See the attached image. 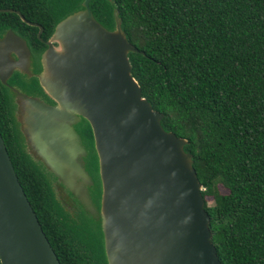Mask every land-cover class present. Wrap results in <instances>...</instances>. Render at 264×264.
Masks as SVG:
<instances>
[{
  "label": "water",
  "instance_id": "1",
  "mask_svg": "<svg viewBox=\"0 0 264 264\" xmlns=\"http://www.w3.org/2000/svg\"><path fill=\"white\" fill-rule=\"evenodd\" d=\"M89 1L55 22L38 70L25 38L10 27L0 35V81L18 70L40 88L6 84L20 150L62 212L99 234L106 264H221L187 139L164 129L162 113L142 95L128 57L137 48L118 9L106 27ZM83 121L89 144L78 131ZM0 263L61 264L1 133Z\"/></svg>",
  "mask_w": 264,
  "mask_h": 264
},
{
  "label": "trees",
  "instance_id": "2",
  "mask_svg": "<svg viewBox=\"0 0 264 264\" xmlns=\"http://www.w3.org/2000/svg\"><path fill=\"white\" fill-rule=\"evenodd\" d=\"M80 2L0 0V30L35 28L17 10L47 34ZM89 6L106 27L118 9L137 48L128 57L142 95L162 113L164 129L187 139L220 263L264 264V0H90ZM10 120L0 88L1 136L60 263L106 264L101 237L85 219L62 212L20 150Z\"/></svg>",
  "mask_w": 264,
  "mask_h": 264
},
{
  "label": "flooded vegetation",
  "instance_id": "3",
  "mask_svg": "<svg viewBox=\"0 0 264 264\" xmlns=\"http://www.w3.org/2000/svg\"><path fill=\"white\" fill-rule=\"evenodd\" d=\"M20 18L22 19L21 16H20ZM22 20L25 23H27L28 25L35 27L34 29H30V28L25 29L22 32H20L18 30H15V31L18 32V34L20 36H22L23 38H25L27 40V42L30 46V50H31L32 55H33V60H34V62H32L33 65L31 67L38 70V68L40 67V63L38 62L39 53L47 46L46 40L50 36L55 23L50 27V29H49L50 31L47 34H45L43 32L44 27L40 22L28 20L26 18H24ZM2 31L3 30H0V35H2ZM26 75H28V74L22 73L21 71H18V70H12L9 73V75L6 77V84H10V85L16 84V85H19L20 87L26 89L28 92H33V93H35V90H40V88L37 85V80H36L35 76H33V75L26 76ZM6 84H4L0 81V88L6 97V108L8 109V113H10L9 93H8L7 88H6ZM42 96L46 99V101L51 102L50 98L46 97L45 95H42ZM10 119H11L10 122L12 123L11 115H10ZM78 131L80 132L81 136L84 137L86 144H89V142L91 143V133H90V129H89L86 121H83L81 125H78ZM22 153H23L24 157H28L24 152H22ZM90 158H91V164L93 165L94 168H96L95 163L93 162L94 155H92ZM36 170L44 178L45 183L47 184V186H48V188L52 194V191L50 189V186H49L46 178L43 176V174L37 168H36ZM75 221L79 222V217Z\"/></svg>",
  "mask_w": 264,
  "mask_h": 264
},
{
  "label": "rangeland",
  "instance_id": "4",
  "mask_svg": "<svg viewBox=\"0 0 264 264\" xmlns=\"http://www.w3.org/2000/svg\"><path fill=\"white\" fill-rule=\"evenodd\" d=\"M222 191H225V189L223 187H220ZM207 201H210V197H206Z\"/></svg>",
  "mask_w": 264,
  "mask_h": 264
}]
</instances>
